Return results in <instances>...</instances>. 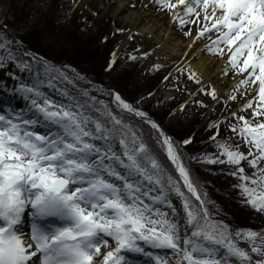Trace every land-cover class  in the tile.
<instances>
[{
    "label": "snow or ice",
    "instance_id": "1",
    "mask_svg": "<svg viewBox=\"0 0 264 264\" xmlns=\"http://www.w3.org/2000/svg\"><path fill=\"white\" fill-rule=\"evenodd\" d=\"M157 2L169 10L183 6L185 16L202 17L205 23L197 39L214 35L208 50L220 56L227 50L225 74L232 70L243 76L234 91L255 90L241 108L251 109V118L238 116L239 123L230 126L247 153L239 144L233 148L213 136L219 156L206 162L236 166L231 174L242 182L237 187L245 203L264 212V0ZM175 15L182 24L195 22ZM21 91L37 118L11 110L0 114V264H94L100 257V264H127L126 253L152 255L142 245L171 250L179 257L176 264H252L249 252L238 243L241 237L252 245V252L264 256V247L255 246L258 238L264 241V234L232 231L210 219L190 171L162 132L161 147L178 178L167 174L131 126L112 115L107 105L101 115L108 119L102 121L86 114L79 103L52 101L38 87ZM208 94L217 99L214 89ZM114 99L123 110L145 116L118 94ZM41 121L56 131H35ZM210 127L219 135L218 124ZM245 161L254 169L251 176L241 166ZM180 181L190 196L181 191ZM170 192L181 199L182 214L169 199ZM28 216L31 230L25 234L22 226ZM49 218L58 224L39 223ZM102 248L110 250L102 254ZM155 261L169 264L160 257ZM255 264H264V259Z\"/></svg>",
    "mask_w": 264,
    "mask_h": 264
},
{
    "label": "rangeland",
    "instance_id": "2",
    "mask_svg": "<svg viewBox=\"0 0 264 264\" xmlns=\"http://www.w3.org/2000/svg\"><path fill=\"white\" fill-rule=\"evenodd\" d=\"M156 1L130 0L136 6L145 8L152 7ZM114 4V0H89L88 2L86 0H4L2 23L9 26L12 31L0 28L1 57L8 64H12L9 55H18L20 61H26L27 58H24V53L21 51L27 42L47 52L49 50L52 60L56 62L55 74L80 84L82 91L92 101H89L91 106L87 108L88 111L94 114L93 107L96 110L99 107L103 111V105H107V110L123 123L130 125L132 131L147 145L151 155L158 159L167 174L175 178L177 172L161 147L163 138L160 136V131L152 128L147 120L120 108L115 102L114 91L109 88L120 92L134 106L142 108L145 113L154 118L159 123L158 126L168 130L182 163L190 171L201 197L210 203L212 213L215 211L219 216L226 218L232 227L247 226L250 230L264 234V212H257L244 203V197L241 196L240 189L237 187L242 182L237 176L231 174L236 171V166L206 162L207 158L219 156L220 150L216 142L211 141L210 138L213 136V131L214 133L217 131L210 126L218 124V121H222V132L216 141L226 142L233 148L239 144L240 150L247 153V147L229 129L231 125L239 123L238 116L251 118L252 110L241 111V108L255 95L245 98L243 92L234 91L235 87H232L223 94L217 95V99H213L208 94L213 90V84L195 77L186 62L179 63L174 72L170 70V65L174 62L159 65L153 61L146 66L144 64L146 57H139L145 54V46L135 35H131L129 42L123 43L117 50L121 59H118L117 65L108 69L112 48L114 49L122 41L132 25L123 19L122 13L113 12ZM188 28L176 27L179 31ZM191 31L194 32V29ZM23 40L26 41L24 44ZM73 66L87 73L98 83L102 82L107 88L102 91L99 85L89 78H81L83 76ZM33 69H36L35 82L42 78L45 83L48 77L57 79L50 76L54 73L45 62H36ZM190 76L194 78L190 79ZM48 84L55 85L53 82ZM164 87H171L174 95L164 97L162 93ZM153 89L156 91H153L150 98L145 100ZM230 95H235L236 99L230 100ZM96 112L94 118L107 121L106 116L98 115V111ZM233 112L236 113L234 117ZM226 119L229 121L224 123ZM187 135L193 136V140L185 144L183 138ZM116 151L119 152V148H116ZM220 159H226V157H220ZM241 166L245 168L246 175H252L254 169L249 168L246 161L242 162ZM180 183L183 186V182L180 181ZM174 203L176 206L177 203ZM163 210L167 211L164 208ZM242 230L248 229H239V231ZM238 243L249 252L252 261L264 259V256L252 252V245L245 243L242 237L238 238ZM255 246L264 247V241L258 238ZM172 257L171 264H176L179 257L175 254Z\"/></svg>",
    "mask_w": 264,
    "mask_h": 264
},
{
    "label": "bare ground",
    "instance_id": "3",
    "mask_svg": "<svg viewBox=\"0 0 264 264\" xmlns=\"http://www.w3.org/2000/svg\"><path fill=\"white\" fill-rule=\"evenodd\" d=\"M3 1L0 0V22L4 19L2 13ZM88 1L86 0V2ZM114 1L113 12L117 14L122 13L123 19L132 24L131 28L125 33L121 45L129 42L131 35H135L145 46V54L139 57H146L144 59L146 66L153 61L159 65L174 62L170 65L171 72H174L179 63L186 62L189 64L190 70L195 74V77L213 84V89L217 95L223 94L233 85L238 84L239 80L243 78V76L237 75L232 70H229L225 74L226 68L229 67L226 62V54L220 56L208 50L207 46L211 45L212 39H215L214 35L211 36V39L209 38V34L197 39L205 23L202 17L199 19L195 15H182L180 17L186 21H195L194 23H185L186 25L190 24L189 28L192 26L197 29L195 32L188 33L189 28L183 31L177 30L173 17L170 18L171 13L173 15L174 11H179L182 6L169 10L159 2H156L150 8H145L144 6H136L130 0ZM172 2H175V0H172ZM180 22L181 19H179ZM20 83L19 90L26 88L24 80L21 79ZM253 90H248L244 96L248 98L251 96ZM162 93L164 97L174 95L171 87H164ZM22 102L24 103L23 98Z\"/></svg>",
    "mask_w": 264,
    "mask_h": 264
},
{
    "label": "water",
    "instance_id": "4",
    "mask_svg": "<svg viewBox=\"0 0 264 264\" xmlns=\"http://www.w3.org/2000/svg\"><path fill=\"white\" fill-rule=\"evenodd\" d=\"M165 135L167 136V134L165 133ZM168 137V136H167Z\"/></svg>",
    "mask_w": 264,
    "mask_h": 264
}]
</instances>
